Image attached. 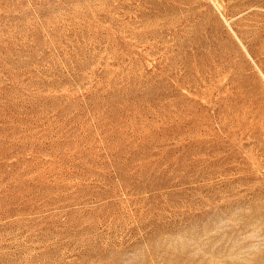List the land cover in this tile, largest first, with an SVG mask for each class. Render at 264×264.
Wrapping results in <instances>:
<instances>
[{
  "label": "rangeland",
  "instance_id": "374dc122",
  "mask_svg": "<svg viewBox=\"0 0 264 264\" xmlns=\"http://www.w3.org/2000/svg\"><path fill=\"white\" fill-rule=\"evenodd\" d=\"M0 264H264V0H0Z\"/></svg>",
  "mask_w": 264,
  "mask_h": 264
}]
</instances>
